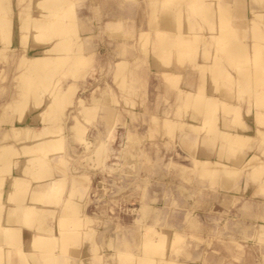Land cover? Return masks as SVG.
<instances>
[{
    "label": "rangeland",
    "instance_id": "obj_1",
    "mask_svg": "<svg viewBox=\"0 0 264 264\" xmlns=\"http://www.w3.org/2000/svg\"><path fill=\"white\" fill-rule=\"evenodd\" d=\"M10 1L12 13L8 14L9 22L8 18H4V26L0 30L3 34L9 32L12 35V23H14V42L11 43V48L5 51L7 59H3L4 57L0 54V120L12 115L13 108L10 104L19 96L17 76L21 74V67H18L17 63L25 51L18 45L16 14L20 9L24 12L28 11L33 16L50 13L45 4L35 2L38 0ZM163 1L165 0H155L150 4L151 1L148 0H67V3L65 2L60 9L56 10V13H65L69 4L72 5L79 26L77 34L84 37V46L90 47L93 52L90 63L82 71L83 76L78 79L76 97H82L84 100L78 103L72 95L60 108L64 117L61 124L65 126L67 162L62 161L59 167L55 166L51 170L58 175L65 172L70 174L72 170L85 171L88 174L90 179L84 183L87 185L88 210L92 217L90 221L92 229L89 230L91 237L96 236L98 230L106 231L109 239L114 237L116 242L127 240L130 252L138 255L141 253L138 245L141 239L139 226L141 223L154 224L166 234H169L172 228L181 232L182 239L176 245L175 251L167 253L168 258L190 261L200 254L202 260L208 264L216 262L218 264H264V228L255 229L258 223H264V220L259 217L260 204L264 202V170L259 168L253 171L254 164H249L232 177L222 173L215 177L200 176L197 171L186 168L191 166L190 159L174 141L173 136L178 137L181 131L178 128L166 130L162 125L163 116L175 119L188 118L191 121L196 119L185 113L187 111L177 92L176 86L180 85L181 77L174 82L167 81L161 76L165 83V91L162 95L158 93L153 99L151 85L158 75L155 79L150 77L153 74L150 72V61L158 60L168 64L172 57L178 58V50L183 51L180 60L191 61L194 57L196 58L198 52L196 45L193 44L186 50L179 49L174 42L166 46L159 43V34L156 30L162 26L160 18L165 11L162 7ZM205 1L203 0L205 3L211 2V0ZM154 2L156 5L153 6ZM251 2L256 8H252L253 10L264 13V0H251ZM117 3L124 7L122 10L130 11L131 18L124 19L121 28L107 30L103 23L110 18L109 14L122 8L117 7ZM153 7L155 12L150 27L147 19L150 20L152 17ZM181 10L182 13L184 12L181 14L180 10L178 11L181 24L184 21L187 24L190 19L197 29L210 26L211 23H206L201 18L199 10L193 5L188 6L182 2ZM240 19L236 14L233 22L237 30L242 32L240 27L243 23ZM174 22H176L175 18ZM177 27L175 25V33H171V37L178 34ZM139 29L148 30L145 39L137 36ZM183 30H185L183 26H180L181 33ZM185 31L193 32L189 25H186ZM33 32L35 31H30V33ZM172 39L174 41V38ZM28 41L33 47L40 45L31 37ZM118 44H123L125 53L122 57L130 62L124 73L113 71V62L118 58L113 51ZM76 46L75 42L73 48ZM205 46L207 47V44ZM226 65L229 71L236 75L235 69L230 64L226 63ZM63 72L64 68H59L53 74V79L51 78L59 79L61 88L72 81V76ZM199 73H201L200 70ZM47 76H49L48 73ZM229 88L232 93L235 91L236 104L241 107L245 104L247 108L249 103H253V106L264 110V102H258L259 100L249 96L244 88L240 92L237 86L231 85ZM55 89L56 85L52 90ZM241 96L245 99L240 100ZM95 97H99L102 103L88 117V121L78 115L87 127L80 126V129L86 130L84 136H87L93 144L104 138L109 127L108 121L103 118L107 114L106 105L114 109L117 117L114 118L117 126L112 128L108 138L109 149L99 158L92 154V148H86L81 141L74 138L69 129L73 122L72 115L77 114L78 108L84 109L92 105ZM43 99L46 102L49 100L47 93L44 94ZM42 108L46 110L44 112L40 110V114L48 115V112H51L49 108L47 110L46 105ZM27 111L28 109L25 113ZM52 115L53 113L49 114L47 120V117L44 119L45 116L39 115L40 125L36 128L49 127ZM2 122L1 120L0 124ZM10 129L8 127L4 131L7 138ZM128 132L134 135L135 140L128 138ZM192 134L196 138L200 136L199 133ZM201 134L204 135V133ZM9 139L16 138L9 137ZM212 141L214 145L221 144L217 139L213 138ZM14 142L20 143L19 140ZM224 149L226 156L235 153L232 147L224 146ZM238 152L241 155L256 153L264 159V138H255L250 147H243ZM151 163L154 168L146 171L145 167ZM179 187L185 191L186 196L181 194ZM142 202L149 204V210H139ZM137 218H140L139 222L136 221ZM243 228L246 229L244 232L241 231ZM231 239L240 246L231 243ZM112 243L108 244L107 251L103 248H97L96 252L91 250L90 263L117 264L119 260L115 258L114 251L111 250H114ZM148 255L154 260H158L160 256L154 253ZM130 264H135V259Z\"/></svg>",
    "mask_w": 264,
    "mask_h": 264
},
{
    "label": "bare ground",
    "instance_id": "obj_2",
    "mask_svg": "<svg viewBox=\"0 0 264 264\" xmlns=\"http://www.w3.org/2000/svg\"><path fill=\"white\" fill-rule=\"evenodd\" d=\"M148 1H151L150 4H152L155 0ZM35 2L37 4H45L50 13L49 15L43 13L39 16H33L28 11L24 12L20 9L16 14V19H18V45L25 53L23 52L21 54L17 63V66L21 67V74L17 76L19 78L17 84L19 96L10 104L13 111H11L12 115L8 117L9 123L11 124L8 136L10 138L15 137L16 139L14 140H19L21 144L18 151L10 144L2 142V144H0V188L3 186L5 176L10 174L12 165L16 163L13 158L15 156L19 157L20 155L26 157L25 172L29 173L33 180L40 182L41 185L44 184L43 186L45 188L38 191L28 190L27 188L30 180L20 176H13L9 184L10 191L8 199L23 201L27 194V197L31 201L44 202L48 196L49 198L53 197L57 198V200H62L58 201V204H60V214L58 217L60 239H58L62 243V246L59 247V253L56 255L51 254V248L56 238L54 236L38 234L33 237L32 243L35 248L43 253L41 254L44 264H65V259L63 257L66 250L64 249L63 242L79 233L74 227L67 229L66 223L71 220H75V222L78 223L79 217L74 218V215L77 213V205L73 199L75 196H83L87 189L84 182L89 181L90 178L85 171L72 170L70 174L65 172L60 175H53L51 169L55 166L59 167L62 161L67 162L65 158V126L61 124L64 117L60 112V108L63 102L71 98L72 95L73 99L78 103L84 100L82 97H76L78 79L83 76V69L90 63V57L93 51L90 47L84 46V37H80V35L77 34V28L79 26L74 11L72 10V5L69 4L67 12L56 13V10L60 9L61 5L65 2L67 3V0H38ZM182 2H185L188 6L193 5L199 10L201 18L206 23H211L208 28L205 27L209 32L208 36L202 33H196L195 31L197 28H195L194 22L190 19H188L187 24L185 21L181 24L180 13L178 11L180 10L181 14H184L181 10ZM205 2H203V0L163 1L162 7L165 11L162 18H160V23H162L163 26L156 30V33L159 34V43L162 46L171 45L173 44L172 42H174L179 49L183 48L188 50V47L193 44L196 45L195 47L199 50V43L202 41L207 45H211L215 51L214 54H212L207 48H203L202 63H196L195 57L191 60L192 66L201 71L200 75L202 77V82L196 87L197 89H191L190 83H186V85H189L188 87L176 86L177 92L181 96L182 105L185 111H187L185 113L193 116L195 119L199 116L202 122L195 123L188 118L175 119L170 116H163L162 125L166 130L178 128L181 131L180 133L182 134H180L179 137L173 136L174 141L178 143L181 147L180 149L184 150L189 157L191 166L188 169L197 171L200 176L215 177L222 173V175L232 177L237 175V172L242 167L249 164H254L252 166L254 168L253 171H257L259 168L264 170V159L259 154L251 153L248 155H241V153L238 152L243 147H250L255 138H264V110L260 107L253 106V103H249L246 112L251 113L254 117L255 127L253 133L250 132L251 134H246L241 130L232 131L228 128V124H226L225 121L226 117H229V115H231L229 120L235 127L244 129L247 128V126L241 116V106L239 104L231 105L227 103L224 97H233L235 91L232 93L229 87L234 85L238 87V92L244 88L249 96L256 98L259 100L258 102H264V23H262L264 21V13L260 10L248 9L247 0H232L228 3L225 0H211L210 3ZM154 5H156V2L153 3V6ZM154 12L155 9L153 7L152 17L150 20L147 19L150 27ZM10 13H12L11 1L0 0V30H2L4 26V18H8L7 21L9 22L8 14ZM236 14L241 18V23L247 26L242 32L238 31L236 27L233 26L234 15L236 18ZM174 18L176 22H174ZM183 18L185 17L183 16ZM124 19L122 14H119L117 18L114 17V19L106 23L107 30L121 28ZM212 21L214 23H212ZM12 24V35L11 33L9 34V32L3 34L0 31V54L4 57L3 59H7L5 51L9 47L11 48L10 45L14 42V23ZM172 25L174 27L175 25L178 26L177 29L179 32L174 35L175 37L170 36L171 33H175L171 31L175 30V28H169V26ZM186 25H189L193 32H186ZM180 26H183V29H185L182 33L180 32ZM203 29L204 28L199 30L203 31ZM31 30L35 32L30 33ZM147 34L148 30L139 29L137 36L141 39H145ZM30 37L33 41L39 42L40 45L35 47L30 45L28 41ZM43 37L44 39H42ZM172 38H174V41H172ZM75 42L77 46L73 48ZM181 52L183 51L178 50V58H176L178 63L181 62L180 64L183 62L180 60ZM116 53L120 55V57L114 63L113 71L116 73H124V71L128 69L130 62L127 58L122 57L125 53L123 44H118ZM224 62L230 64L235 69L236 75H233L230 71L225 69L223 65ZM59 68H64L63 73H68L72 76V81L68 82L64 88L60 87L59 79L52 80L53 74H55V71ZM206 72L209 73L213 83L216 85L219 82L222 83V89H217L218 87L216 86L217 88L215 90L221 93L223 92L224 96L221 97L220 94L216 96L205 94L203 84L205 82L204 77ZM47 73L49 76H47ZM162 76L166 78L167 81L173 80L177 82L180 73L166 70L162 72ZM54 85H56V89L52 90ZM226 89H228V91H225ZM45 93L49 96L47 102L43 99ZM91 97L93 96L91 95ZM244 99L245 98L241 96L240 100ZM101 103V99L95 97L92 105L84 109L78 108L77 114H73L71 117L73 122L69 128L70 134L81 141L86 148H92V154L97 155L98 158L109 149L107 142L112 128L116 126L114 120V118H117L116 112H114L113 108L107 105L105 106L107 114H105L103 118L109 123L106 132L107 138L99 139L96 144H93L87 136H84L86 130L80 129V126L87 127L82 123L79 116L88 121V117L100 107ZM43 105H46L47 110L48 108L50 109L49 111L51 112H48V115L53 113V118L49 120V127H40L38 129L28 124H13L14 119L17 121L22 120V116L27 109L28 113L36 114L35 117L37 119L39 118V123V115H41V117L45 116L43 117L44 119L47 117L46 120L49 119L48 115L44 113V115L40 114V110H43V112L46 110V108L45 110L42 108ZM220 112H222L221 118L219 117ZM216 120L218 122H216ZM186 133H204V135L190 140L186 139ZM5 138H7L6 133L3 135V139ZM128 138L135 140L134 135L129 132ZM213 138L221 142L220 146L214 150L210 148L214 144V141H212ZM224 146L232 147L235 153L226 156ZM230 156L232 157L230 158ZM152 167L153 163L147 165L145 169L146 171H151ZM67 182L70 184V188L68 194L65 195L63 199L61 196ZM222 184L223 181L221 182V185ZM145 204V202H142L139 210H149V207L144 206ZM17 208L24 216L33 214L39 217L50 210L25 203L24 206L9 210L10 214L16 211ZM2 209L3 202L0 193V219ZM262 213L264 214V209ZM262 219L264 220L263 217ZM136 221L139 222L140 218H137ZM139 227L141 239L138 245L141 248L142 254L139 253L135 255L130 252L129 242L127 240H122L118 242L120 247L118 244V246L114 248L115 258L117 257L119 260L117 264H130L133 259H135V264L136 262H138L137 264H148L149 262L153 264H208L202 260L200 254L190 261L175 260L173 257H167V253L175 251L176 245H178L179 241L182 239L181 232L176 228H172L169 234H166L164 231L159 230L154 224L141 223ZM36 228L41 231L46 230L42 224H39ZM0 236L4 237L6 241L11 240L9 242L10 245H16V239L19 237V230L0 223ZM232 241L235 245L240 246L235 240ZM97 248V244L93 245L94 252L97 251ZM150 253L160 255L158 260H154L150 257L148 255ZM165 254L166 257H164ZM22 255L26 258L25 253H22ZM1 258L2 254L0 249V260ZM31 259L37 261L36 257H31ZM80 264H83V261H81Z\"/></svg>",
    "mask_w": 264,
    "mask_h": 264
},
{
    "label": "crops",
    "instance_id": "obj_3",
    "mask_svg": "<svg viewBox=\"0 0 264 264\" xmlns=\"http://www.w3.org/2000/svg\"><path fill=\"white\" fill-rule=\"evenodd\" d=\"M225 1L227 3L231 2L228 0H225ZM247 3H248V9L254 8V4L251 2V0H247ZM117 7H122V8H118L117 11H115L112 14L111 13L109 14L110 18L107 19L103 23V26L105 29H107L106 23L108 21H110L111 19H114V17L117 18V16L119 14H122L125 19L131 18L129 15L130 11L122 10V9H124V7L119 5L118 3H117ZM254 9H256V8H254ZM161 25H162V23H161ZM233 26H235L234 23H233ZM169 28L173 29L174 26L173 25L169 26ZM241 28H242V30H245L247 28V26L245 24H243V26L240 27V29ZM236 29H237V27H236ZM171 31H174V30H171ZM195 32L200 33V34L202 33L205 36H208V34H209V32L205 29V27H204L203 31L196 29ZM205 45H206V43H204L202 41L199 44V50H198V53L196 54V58H195L196 63H202V61H203V57H202L203 48H207L209 50V52L214 54V51H215L214 48L211 47V45H207V47ZM116 50H117V48L114 49L113 53H114V55H117L118 58H116V60L113 62V66H114V63L120 57V55H118L116 53ZM223 65H224L225 69L229 71V69L227 68L226 62H224ZM166 70H172L173 72L180 73V77H181L180 86L181 87H185V86L188 87L189 85H186V83H188V84L190 83V85H191L190 88L194 90V89H197L196 87H198L202 82V77L199 73V70L196 67H194V69L192 67V61H183L182 64H180L177 62V59L175 56L169 60L168 64H164L158 60H151L150 61V72L153 74L150 75V77L155 79L156 75H158L157 79H155L156 81L154 80L153 84L151 85L152 93H153V99H155V97L158 93L160 95H162V93L165 91V88H166L165 83L162 81L161 76H162V72L166 71ZM186 72H188V73H186ZM204 78H205V82L203 85H204V90H205L206 95L216 96V95L220 94L221 97L224 96L223 92H222L223 93L222 94L220 91L215 90L217 87H218L217 89H219V88L222 89V83L221 82H219L217 85L215 83H213L208 72L205 73ZM189 80H190V82H189ZM224 88H227V87H224ZM225 91H228V89H226ZM224 97H225V99H226L225 101H227V103H230L231 105L236 104L235 94H234V99H233V97L232 98H229L228 96H227L228 98L226 96H224ZM242 106L243 107L240 108L241 109V116H242L243 120L245 121L247 128L241 129L239 127H235L231 123L229 118H227L228 116L226 117V119L225 118L224 119L226 121V124H228V128L230 130H232V131L241 130L243 133L251 134V133H253V130L255 127L254 117L252 116L251 113L246 112L245 104H243ZM35 116H36L35 113L26 112L22 116V120L17 121L14 119L13 124H19V125H27L28 124V125H32L35 127H39V125H40L39 121ZM188 116H189V114H188ZM221 116H222V112L219 113L220 118H221ZM1 120L3 122L0 124L1 125L0 144H2V143L10 144V145H12V147L15 148V150L18 151L20 149L19 146L21 143L14 142V139H9V137L3 139L5 129L10 127L9 118L4 117ZM194 122L195 123H201L202 121H201L200 117L198 116V117H196V121H194ZM116 126H117V123H116ZM180 134H182V133H180ZM200 136H203V135L200 134ZM185 137H186V139L194 140L196 136L193 135L192 133H186ZM104 138L105 139L107 138L106 134H105ZM176 144L178 145V143H176ZM218 146H220V145H218V144L214 145L213 144L212 147H210V148H212L214 150V149L218 148ZM178 147L181 148L179 145H178ZM182 151H184V150H182ZM13 160L16 163H14L12 165L11 170H10V174H7L5 176L6 181L4 180L3 186L0 188L1 198H2V202H3V209H2V213H1L0 223L2 225H6L9 227H14L15 229H18L19 230V237L16 239V245H10L9 242L11 240L6 241L4 239V237L0 236V249H1V254H2L0 264H44V261L42 258L43 253L39 249H37L33 246L32 240H33V237L38 235V234H45V235L54 236L56 238L54 239V245H52V248H51L52 249L51 254L56 255L59 253V247L62 246V243L59 240L60 239L59 238L60 227L58 225V217L60 214V204H58V201L60 199L57 200V198H53V197L49 198V196H48V198L44 202H37V201L29 200V198L27 197V194H26L23 201L22 200L19 201V200H15V199L9 200L8 199L9 198V191H10L9 184H10L13 176H20V177H24V178L30 180L31 184L29 183V186L27 188L28 190L38 191V190H43L45 188L43 186L44 184L41 185L40 182L33 180L31 178L30 174L25 172L24 167L26 165V157H24L22 155H20L19 157L15 156L13 158ZM186 167L189 168L190 166H186ZM52 174L58 175L54 171H52ZM85 185H86V183H85ZM69 188H70V184L67 182L61 198L63 197V199H64L65 195H67L69 192ZM179 188H180V190L182 189L181 187H179ZM181 194L183 196H186V193L183 190H181ZM87 196H88V192L86 189V191L84 192L82 197L75 196L73 199L77 205V213H76V215H74V218L79 217V220H78V223L75 222V220H71V221L67 222L66 228L70 229V228L74 227L78 230L79 233L77 235H74V236L68 238L67 241L63 242L64 249L66 250V253L64 254V257H63L65 259V264H80L81 261H83V264H91L90 263L91 256H92L91 250H93V245L97 244L98 249L103 248L104 251H107L108 244L110 242H113L112 245L114 248H116L118 245L117 244L118 241L116 242L114 237H111L109 239L108 235L106 234V231L104 232V231L98 230L96 236L91 237V233L89 232V230L92 229L91 224H90L92 217H91L89 210H88L89 203L87 202ZM60 201H62V200H60ZM25 203L36 205L37 207L46 208V209H50V210L47 211L43 216H40V217L33 215V214H30V215L28 214L27 216H24L18 208L16 211H14L13 213L10 214L9 210H12L15 207L24 206ZM144 206L149 207V204L146 203ZM152 209H154V208H152ZM263 209H264V202H262L260 204V209H259V212H260L259 217H261V218L262 217L264 218V214L262 213ZM8 212H9V215H8ZM39 224H42V226L45 227L46 230L45 231L38 230L36 227ZM263 226H264V223H258V226H256L255 229H261V228H263ZM93 230H95V229L93 228ZM245 230L246 229L243 228L241 231L244 232ZM110 240H113V241H110ZM230 241H231V243H233L232 239ZM111 250H112V252L114 251L113 249H111ZM22 253L26 254L27 259L24 257V255H22ZM99 255H101L100 251H99ZM31 257L32 258L36 257L37 261L32 260Z\"/></svg>",
    "mask_w": 264,
    "mask_h": 264
}]
</instances>
